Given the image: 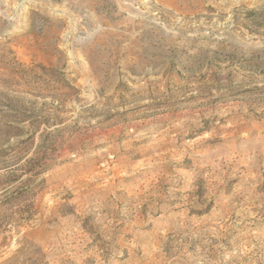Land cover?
I'll return each instance as SVG.
<instances>
[{
	"label": "rangeland",
	"instance_id": "1",
	"mask_svg": "<svg viewBox=\"0 0 264 264\" xmlns=\"http://www.w3.org/2000/svg\"><path fill=\"white\" fill-rule=\"evenodd\" d=\"M0 264H264V0H0Z\"/></svg>",
	"mask_w": 264,
	"mask_h": 264
}]
</instances>
